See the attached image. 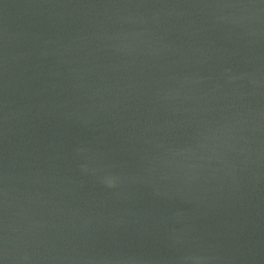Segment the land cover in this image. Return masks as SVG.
I'll use <instances>...</instances> for the list:
<instances>
[{
	"label": "water",
	"instance_id": "95a60500",
	"mask_svg": "<svg viewBox=\"0 0 264 264\" xmlns=\"http://www.w3.org/2000/svg\"><path fill=\"white\" fill-rule=\"evenodd\" d=\"M0 264H264V0H0Z\"/></svg>",
	"mask_w": 264,
	"mask_h": 264
}]
</instances>
